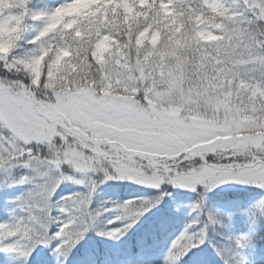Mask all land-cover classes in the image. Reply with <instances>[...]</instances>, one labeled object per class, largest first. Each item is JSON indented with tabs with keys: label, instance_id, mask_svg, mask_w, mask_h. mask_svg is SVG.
Instances as JSON below:
<instances>
[{
	"label": "snow or ice",
	"instance_id": "snow-or-ice-1",
	"mask_svg": "<svg viewBox=\"0 0 264 264\" xmlns=\"http://www.w3.org/2000/svg\"><path fill=\"white\" fill-rule=\"evenodd\" d=\"M71 2L35 8L31 0H20L21 26L9 52L0 55V173L5 174L0 186L31 185L13 199L9 218L0 222V252L14 253L22 264H29L38 249L51 247L57 264H64L87 232L97 229L104 238L118 239L168 194L162 185H171L197 192L198 199L191 205L195 215L171 241L161 264H179L204 247L219 264H247L239 250L249 242V234L217 232L219 239H214L209 230L215 232L219 221L208 210L205 194L228 182L264 190V0H146L136 9L140 13L136 33L145 29L166 33L188 44L207 30L212 46L196 42L191 52L177 47L172 55L154 53L151 80L145 79L143 87L137 80L134 87L109 94L96 87L94 76L92 90L62 93L46 82L45 75L39 80L21 75L36 61L47 70L61 55L66 69L62 74L71 73L69 81L82 75L86 53L81 51V32L73 28L59 42L42 36L49 18ZM28 21L34 34L23 42L38 52L18 53L16 44ZM109 21L105 16L104 23ZM132 24L130 20L125 31ZM177 26L181 31L172 36ZM107 32L101 28L97 39ZM88 59L91 63L90 55ZM169 70L180 78L183 95L215 96L220 106L212 110L214 115L183 109L172 115L167 104L157 103L153 89L159 92L161 86L154 81L171 78ZM149 71L141 65L133 75L143 72L147 77ZM86 80L88 76H83L81 83ZM18 168L26 172L16 174ZM109 180L160 191L153 198L92 209L97 184ZM61 183L86 191L54 200ZM256 207L264 211V196ZM105 212L116 215L98 226ZM118 221L120 227L108 226Z\"/></svg>",
	"mask_w": 264,
	"mask_h": 264
},
{
	"label": "clouds",
	"instance_id": "clouds-1",
	"mask_svg": "<svg viewBox=\"0 0 264 264\" xmlns=\"http://www.w3.org/2000/svg\"><path fill=\"white\" fill-rule=\"evenodd\" d=\"M145 2L146 0H118V2L117 0H72L69 6L60 9L49 18L47 30L42 36L54 38L59 42L73 28L81 32L83 39L81 51L86 53L81 61L82 75L69 81L67 76L71 73L62 74L66 72L61 63L63 55L47 65V70L41 61H36L25 66L21 75L27 73L36 80L45 75L46 82L62 93L92 90L91 81L94 76L96 87L101 89L102 94H109L117 88L134 87L137 80L140 82V87L144 86L145 79L151 80V68L157 62L154 53L172 55L177 47L183 52H191L196 42L201 47L212 46L213 38L207 30H202L196 41H190L188 44L173 40L166 33L161 36L159 32H149L147 29L136 33L135 20L140 15L136 9ZM21 13L20 0H0V55L7 54L10 41L16 39V33L21 26ZM105 16L110 17L108 24L104 23ZM89 20L93 21L91 25L88 23ZM130 20L133 24L128 31H125ZM101 28H107L108 32L97 39ZM24 29L22 39L17 41L16 50L24 47L23 41L29 38V33L33 30L30 21L24 24ZM178 31L179 27L174 29L173 36ZM29 51L37 53L38 49L32 48ZM89 55L91 63L88 59ZM130 60L135 62L130 64ZM141 65L149 68L147 77L143 72L138 77L133 75V69L139 71ZM89 68L93 69V73L88 72ZM168 75L171 78L161 77L154 81L156 85L161 86V90L157 92L153 89V95L157 103L168 105L167 111L170 114L176 115L180 109L186 112L190 110L192 113L213 114L212 110L220 106L215 96L206 92L195 98L183 95L179 90L180 78L172 77L170 70ZM83 76H88V80L81 83Z\"/></svg>",
	"mask_w": 264,
	"mask_h": 264
},
{
	"label": "rangeland",
	"instance_id": "rangeland-1",
	"mask_svg": "<svg viewBox=\"0 0 264 264\" xmlns=\"http://www.w3.org/2000/svg\"><path fill=\"white\" fill-rule=\"evenodd\" d=\"M60 2H61V0H31V5H32V7H35V6H37V7L42 6L43 7V5H45L44 8H51V7L57 6ZM177 27H179V31L176 32L175 35H177L181 31V27L180 26H177ZM169 28H170V25H168V24H166L164 26L165 31H168ZM160 35L163 36L161 33H160ZM172 36H173V32H172ZM29 38H31V35H29ZM31 47H32L31 45L24 44V47L19 48L16 51L18 53H24L27 49H29ZM209 157H211V156H209ZM64 167L67 168V165H65ZM25 172H26V170L23 168L16 169V174H24ZM4 180H5V174L0 173V181H4ZM104 183H108V181H106ZM230 183L235 184L234 182H230ZM100 184L101 183L97 184L93 196H95L98 185H100ZM127 185L132 186V187H126V188H129L131 190V192L129 194H125L124 196L123 195H117V196L114 195V197L108 198L107 201H104L103 203H101V205L99 204L97 207L98 208H101V207L107 208V207H111V205L114 203H119V202H123L126 200L139 199V198H153L156 195H158L159 191H160L156 188L143 186V185L137 184L135 182H131V181H128ZM223 185H225V187L227 188L228 183L223 184ZM223 185H221V186H223ZM242 186L243 185H239V188H241V191H243V190L247 191L246 195L243 197L237 196V195H233L230 197L228 195L223 196V194H221V192H217L212 197H210V195H208L207 193L205 194V203L207 205L208 210L211 211L212 213H214L217 216V219L219 221L218 227H217L215 232H213L211 229L209 230V234L214 239H217V237H218V235L216 234L217 232L222 233L224 235H230V236H238V235L243 234V233H247L250 235V234H252V230L257 234H263L264 233V211H262L256 207L257 201L260 199V197L264 196V190H261L259 187L253 186V187H255V190L252 191L250 188L247 189L248 188L247 186H244V187H242ZM0 187L3 188L2 191L13 192V191H15V189L16 190H22V191H28L29 188L31 187V185L25 184V185L0 186ZM162 188L164 190H166L169 188V185H162ZM173 188L174 187H172V189ZM4 189H8V190H4ZM60 189L65 191L66 193H64L63 195L57 196V193L59 192ZM182 190H184V192H189V195H187V197H189V200H186L187 201L186 203L184 202V205L182 206V208H185V210L191 211V205L198 199V194H197V192H194V191H191L188 189H182ZM199 190L203 191L202 188H200ZM85 191H86V189L80 185H76L74 183H61L60 186L55 190V195L53 198H56L57 200H59L61 197H65L69 193L75 195V194H82ZM119 194H121V193H119ZM93 196L91 198V201L93 200ZM170 196H171V193H168L166 196H164L155 207H153V208L149 209L147 212H145L144 215H142L138 219L137 223H139V224L150 223L151 218L156 217L157 214L160 216H163L164 214H166L165 207L167 206V204H170V202H173V199H171ZM12 208H13V203H12ZM91 208L96 209L93 207H91ZM179 211H180V209L177 211V210H174V208H172L170 211H168L169 213L168 212L167 213H168V215L171 213L173 215H176V214H178ZM193 214L195 215L194 212H193ZM115 215H116L115 212H105L99 218L98 226H100V224H103V222H105L107 224V222L112 220ZM7 219H8L7 216L2 215L0 212V222L7 220ZM121 223L122 222L118 221V222L111 224V225H108V226L109 227H120ZM184 227H185V225H180V226L176 227L175 229L170 230L169 232H166L164 234L163 243H161V245H157V246L152 245L154 247V250H152V249L149 250L146 247L139 248L138 249V255H137L136 259L134 258L132 260V259L127 258V259L118 260L116 263H112V262L105 263L104 262L102 264H161L163 258L167 254L168 247H169L171 241L184 229ZM259 231H261V232H259ZM121 237L123 238V237H127V236L125 234H123L119 238H121ZM249 241H250V239H249ZM204 248H206V247H204ZM44 250H45L44 248L38 249L33 254V256L30 258L29 262H32V261L34 262L37 259L38 254L40 256H44L45 255ZM239 251L244 256L243 248H241ZM0 254H4L6 257L12 258V261L19 262L20 264H22L21 259L19 257H17L16 254H14V253L0 252ZM51 254H52V252H51ZM187 257L188 256H186V258Z\"/></svg>",
	"mask_w": 264,
	"mask_h": 264
},
{
	"label": "trees",
	"instance_id": "trees-1",
	"mask_svg": "<svg viewBox=\"0 0 264 264\" xmlns=\"http://www.w3.org/2000/svg\"><path fill=\"white\" fill-rule=\"evenodd\" d=\"M35 8H40L35 6ZM31 36L34 34V31L32 30L29 33ZM209 162H212V158L209 157ZM235 183V182H234ZM128 181L127 180H109L108 183H101L100 185H98V188L96 190L95 196H93V201H92V205L93 207H97L99 204H101L104 199L106 198H111L114 197V195L119 194V193H128L130 191L129 188L126 187H132V186H128ZM226 184V183H225ZM238 183L235 184H231L230 182H228V186L227 188L225 187V185L223 186H218L217 188L213 189L210 192H207L208 195H210V197L214 196L217 192H221V194L223 195H231L230 192H238L241 190V188H239ZM247 186L249 188H254L253 186H249V185H243L242 187ZM173 186L169 185V188L166 189L167 193H171V199H173V202H170V204H167V208H169V206H171L172 204H176V205H181L184 204V202L186 203V200H189V197H187V195H189V192H184V190H182L179 187H174L172 189ZM229 187V188H228ZM182 190V191H181ZM244 191V190H243ZM242 192V191H241ZM1 200V199H0ZM158 215V214H157ZM160 216V215H158ZM194 214L193 212H191L190 210L186 211L184 219L185 221H189L193 218ZM164 218V222H161L162 224H165V222L168 223H178L179 219H177L175 216H170V217H166V214H164L163 216ZM157 221L159 219L155 218ZM156 221V226H158V222ZM160 225L156 228V231L158 232L160 229ZM152 238V234L149 233L148 236L143 235V232H137V235H135L134 238V246L136 243L138 242H144L147 239H151ZM131 243V244H133ZM264 244V243H263ZM262 244V246H263ZM260 252L264 253V249H260ZM102 255H104L105 257L108 255H112V251L109 247H106L105 249L102 250ZM197 260H194L195 262H193L194 264L198 263V264H219V261L215 258L214 256V262L213 261H207V256L203 255L202 258L201 257H195ZM199 259H201L200 261H198ZM44 264H54L53 260H49V262H44Z\"/></svg>",
	"mask_w": 264,
	"mask_h": 264
}]
</instances>
